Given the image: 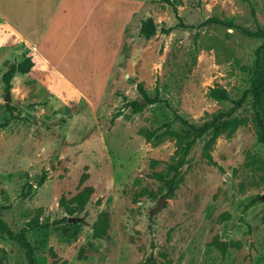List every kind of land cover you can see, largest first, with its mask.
Wrapping results in <instances>:
<instances>
[{
    "label": "rangeland",
    "instance_id": "1",
    "mask_svg": "<svg viewBox=\"0 0 264 264\" xmlns=\"http://www.w3.org/2000/svg\"><path fill=\"white\" fill-rule=\"evenodd\" d=\"M148 18L156 31L145 38ZM69 23L40 55L0 31V123L7 103L19 116L0 129V219L14 234L0 232V264H30L29 252L36 264H264V143L249 92L264 0H80ZM29 55L32 68L6 90L5 62ZM139 83L164 101L146 104ZM214 85L242 99L234 115L246 123L215 139L216 165L203 155L208 136L197 140L164 197L155 174L170 175L176 142L163 132L192 136L180 118L198 125L229 110L208 96ZM86 186L88 202L74 208Z\"/></svg>",
    "mask_w": 264,
    "mask_h": 264
},
{
    "label": "trees",
    "instance_id": "2",
    "mask_svg": "<svg viewBox=\"0 0 264 264\" xmlns=\"http://www.w3.org/2000/svg\"><path fill=\"white\" fill-rule=\"evenodd\" d=\"M169 4L173 3V0H162ZM207 22H215L223 25L231 26V23L227 20H220L218 18H209ZM156 31L155 24L152 18H148L140 26V34L145 38H149ZM248 33V31L244 30ZM253 35H257L263 38V42L255 50V59L253 61L251 69V83L249 92L252 95L251 108L253 111V121L256 128L257 139L259 142L264 143V26L259 28ZM33 66V60L31 55L24 57L19 61H6V69L1 75V80L4 83V88L9 90L11 88V80L16 74H25ZM138 89L143 96L146 104H152L158 101H164L163 99L157 97L156 95L151 97L142 87L141 83L138 85ZM208 96L215 99L216 101H228L232 103L229 110L219 109L213 113L206 114L202 119V122L198 125L188 122L183 118H180L181 122L188 126L192 132V136L184 131H177L173 128L167 127L163 134H167L175 139L176 149L171 157L170 163V175L163 176L158 173L155 176L158 179L164 180L167 185V189L164 193V197H170L174 192L180 180L179 170L186 163L187 157L194 147L197 140L208 136V140L203 145V155L210 164L216 165L212 155L210 154V147L215 141V139L223 134H231L237 129L238 126L244 125L246 123L245 117H240L234 115L236 109L241 105L242 99H233L229 95L228 91L220 86L214 85L209 87ZM132 111L138 112L142 109L143 105L139 101H130ZM9 116L0 123V129L8 126L11 120L19 118L18 114L15 113V106L10 103L6 104ZM119 114H114L112 119H114ZM141 133L144 135L146 140H150L152 137V132L149 130L141 129ZM47 171L43 170L40 178L37 181V185H42L46 179ZM31 187V185L29 186ZM93 188L91 186H86L75 194L71 200L76 203L74 208L77 209L84 208L85 204L88 202L89 196L92 193ZM63 199V198H62ZM63 201V200H62ZM72 208V209H74ZM65 209L67 211H73L67 207L65 204ZM64 219V218H63ZM107 228V219L105 217L97 221L93 228V235L95 237H100L105 234ZM0 232L6 233L9 237L14 236V234L8 229L7 225L0 219ZM151 258V256H150ZM29 263L36 264L34 257L29 252Z\"/></svg>",
    "mask_w": 264,
    "mask_h": 264
},
{
    "label": "crops",
    "instance_id": "3",
    "mask_svg": "<svg viewBox=\"0 0 264 264\" xmlns=\"http://www.w3.org/2000/svg\"><path fill=\"white\" fill-rule=\"evenodd\" d=\"M79 5L80 0H0V31L11 32L40 55L41 41H50L57 30L72 26L69 22Z\"/></svg>",
    "mask_w": 264,
    "mask_h": 264
},
{
    "label": "water",
    "instance_id": "4",
    "mask_svg": "<svg viewBox=\"0 0 264 264\" xmlns=\"http://www.w3.org/2000/svg\"><path fill=\"white\" fill-rule=\"evenodd\" d=\"M9 94L7 93L6 94V96H5V99L6 100H8L9 99V96H8ZM143 101H140V103H142ZM164 201V198L163 197H161V198H159V200H158V202H157V209H159L160 207H161V204H162V202Z\"/></svg>",
    "mask_w": 264,
    "mask_h": 264
}]
</instances>
